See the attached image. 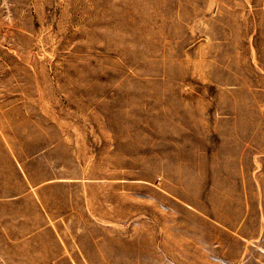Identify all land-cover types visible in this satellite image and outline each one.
I'll return each instance as SVG.
<instances>
[{"label":"rangeland","instance_id":"1","mask_svg":"<svg viewBox=\"0 0 264 264\" xmlns=\"http://www.w3.org/2000/svg\"><path fill=\"white\" fill-rule=\"evenodd\" d=\"M263 146L264 0H0L8 264H260Z\"/></svg>","mask_w":264,"mask_h":264},{"label":"crops","instance_id":"2","mask_svg":"<svg viewBox=\"0 0 264 264\" xmlns=\"http://www.w3.org/2000/svg\"><path fill=\"white\" fill-rule=\"evenodd\" d=\"M1 149L4 150V148H1ZM0 175L3 176V173H1ZM262 181H263V192L261 194H258V196L260 197L259 199L261 200V209L258 210L260 216L257 219L255 218V220L258 221V225L255 226V228L253 230L255 237L249 238L248 240L246 238H243L246 241L253 240V241H256L260 244L259 245V248L261 251V253H260V256H261L260 264H264V146L262 148ZM1 187H2V190H0V191L5 193L7 191L5 181H3ZM226 197H231V196H226ZM245 199L248 200L249 199L248 196H246ZM213 229H214L213 240L215 243L218 242L220 244V246L222 243H225L224 249H227V248L231 249L232 247L235 248L238 246V242H239V234H238L239 226H238V224H235L234 227H232V226H229V227L221 226L219 228L217 226H214ZM96 233H97V235L100 234L99 236H101L99 240H97L98 238L96 236H94V234H96ZM80 240L85 241L86 244L90 243L91 246H93V248L97 250V253H95V252L92 253L93 258H95V257H99V256L103 255L102 252H100V251L105 249L106 244H102V242L108 241L109 237L108 236L104 237L103 233L100 232V230H98V231H93V236L90 235V236L80 237ZM98 241H102V242H98ZM222 256H224V257H222ZM232 256L233 255H232V250H231L228 254H226L225 252L220 253V258L218 256H215L216 257L215 259L222 264H231L232 258H233ZM0 264H8L7 257L0 258ZM100 264H110L109 258L107 260H105L104 263L102 261Z\"/></svg>","mask_w":264,"mask_h":264}]
</instances>
